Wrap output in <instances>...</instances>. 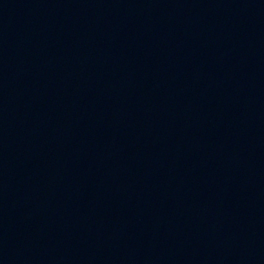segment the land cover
Returning <instances> with one entry per match:
<instances>
[{
	"label": "water",
	"instance_id": "water-1",
	"mask_svg": "<svg viewBox=\"0 0 264 264\" xmlns=\"http://www.w3.org/2000/svg\"><path fill=\"white\" fill-rule=\"evenodd\" d=\"M253 65L264 78V0H216Z\"/></svg>",
	"mask_w": 264,
	"mask_h": 264
}]
</instances>
